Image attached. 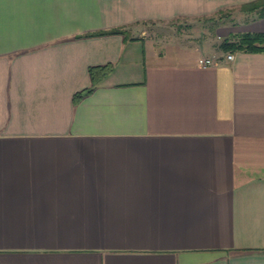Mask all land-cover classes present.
I'll return each instance as SVG.
<instances>
[{"label":"crops","instance_id":"crops-1","mask_svg":"<svg viewBox=\"0 0 264 264\" xmlns=\"http://www.w3.org/2000/svg\"><path fill=\"white\" fill-rule=\"evenodd\" d=\"M256 1L0 0V264H264V52L221 48L264 17L218 18Z\"/></svg>","mask_w":264,"mask_h":264},{"label":"rangeland","instance_id":"rangeland-1","mask_svg":"<svg viewBox=\"0 0 264 264\" xmlns=\"http://www.w3.org/2000/svg\"><path fill=\"white\" fill-rule=\"evenodd\" d=\"M243 12L241 9H233L224 11L219 16V20L231 22V19L238 20L239 16ZM220 27L217 24H213L208 19H203L197 24L188 25L187 23H171V24H159V25H141V29H144L147 36L160 45L165 44H198L201 41H205L206 44L221 41L217 38V28Z\"/></svg>","mask_w":264,"mask_h":264},{"label":"trees","instance_id":"trees-1","mask_svg":"<svg viewBox=\"0 0 264 264\" xmlns=\"http://www.w3.org/2000/svg\"><path fill=\"white\" fill-rule=\"evenodd\" d=\"M242 11L246 12H258L260 18L264 17V0H258L254 3L244 5ZM114 33H120L115 31ZM234 39L236 41L231 42L230 39H225L221 44V48L228 52L232 50H243L247 52H264V33L260 34H251V33H242L240 35H235ZM113 70L111 64L103 66H94L89 68V75L92 82V87L81 92L75 96V100H78L83 96L92 92L97 84L107 77Z\"/></svg>","mask_w":264,"mask_h":264},{"label":"built area","instance_id":"built-area-1","mask_svg":"<svg viewBox=\"0 0 264 264\" xmlns=\"http://www.w3.org/2000/svg\"><path fill=\"white\" fill-rule=\"evenodd\" d=\"M221 56H211V57H201L198 61V65L202 69H207L209 67H213L218 65L221 61ZM234 55H227L228 61H233Z\"/></svg>","mask_w":264,"mask_h":264}]
</instances>
